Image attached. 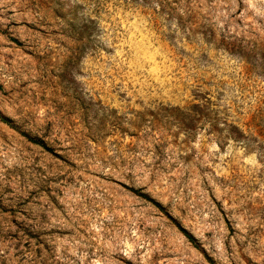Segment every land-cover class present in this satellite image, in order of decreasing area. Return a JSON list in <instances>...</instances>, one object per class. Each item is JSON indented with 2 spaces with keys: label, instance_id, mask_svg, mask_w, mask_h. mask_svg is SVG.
<instances>
[{
  "label": "rangeland",
  "instance_id": "1",
  "mask_svg": "<svg viewBox=\"0 0 264 264\" xmlns=\"http://www.w3.org/2000/svg\"><path fill=\"white\" fill-rule=\"evenodd\" d=\"M0 264H264V0H0Z\"/></svg>",
  "mask_w": 264,
  "mask_h": 264
}]
</instances>
